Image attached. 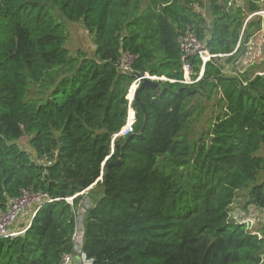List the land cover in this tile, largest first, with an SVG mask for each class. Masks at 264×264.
<instances>
[{
	"label": "trees",
	"instance_id": "16d2710c",
	"mask_svg": "<svg viewBox=\"0 0 264 264\" xmlns=\"http://www.w3.org/2000/svg\"><path fill=\"white\" fill-rule=\"evenodd\" d=\"M232 1L201 11L203 0H0V212L22 190L59 198L43 202L24 232L0 238V264H61L73 231L63 198L95 182L82 243L91 264L263 263L264 225L251 231L230 207L245 189V205L264 209V68L226 75L220 61L246 52L254 30L264 39V18L245 20ZM65 22L91 34L92 55L70 54ZM186 32L215 55L193 83L179 81ZM123 53L134 57L128 72ZM189 61L195 78L201 60ZM145 72L175 81L144 86L131 131L114 137L127 89ZM214 92L224 111L190 140L191 100Z\"/></svg>",
	"mask_w": 264,
	"mask_h": 264
},
{
	"label": "rangeland",
	"instance_id": "374dc122",
	"mask_svg": "<svg viewBox=\"0 0 264 264\" xmlns=\"http://www.w3.org/2000/svg\"><path fill=\"white\" fill-rule=\"evenodd\" d=\"M204 7L199 8L201 11L205 10L209 0H203ZM249 0H233L232 4L236 7H240L244 14L245 20L251 17L264 18V0L257 2L258 11L254 13L248 12ZM244 20V23H245ZM66 40L65 46L69 50L70 54L74 56L79 50L92 55L93 52V41L92 36L89 34L80 23L65 22ZM198 39V38H197ZM199 40V39H198ZM200 41V40H199ZM264 47V39L262 32L254 30L252 36L249 39L247 51L242 54H237L229 63L225 60L220 61L222 73L226 75H233L239 73L241 76L249 77L255 72L261 71L264 68V56L262 54ZM198 46L197 50H199ZM39 87L35 84H31L27 97L36 98ZM191 108L193 110V117L188 123L186 128V134L190 140H196L199 135L204 134L211 120L214 116L222 114L224 111L223 103L220 101V93L214 92L210 97L196 96L191 100ZM21 147L31 150L28 137H22L19 140ZM260 155H264V147L258 152ZM102 178V177H101ZM101 180V179H100ZM257 181H264V170L260 172ZM100 194V187L95 186L91 191L88 192V199L90 204ZM247 199V190H239L236 197L230 207L231 219L235 221H250L251 231L257 232L264 225V209H260L251 205H245ZM264 264V253L263 263Z\"/></svg>",
	"mask_w": 264,
	"mask_h": 264
},
{
	"label": "built area",
	"instance_id": "2783aa9c",
	"mask_svg": "<svg viewBox=\"0 0 264 264\" xmlns=\"http://www.w3.org/2000/svg\"><path fill=\"white\" fill-rule=\"evenodd\" d=\"M178 43L180 47V59H181V70L182 79L179 80L182 83H193L196 82L202 75V68L204 64L209 61L215 55L210 54L203 46V43L199 41L195 34L192 32H186L185 34L178 37ZM200 46L199 50H197ZM197 56L201 60V68L199 70L198 76L193 78V69L189 61L190 57ZM134 57L130 54L123 53L120 57L119 69L122 72L130 71V64ZM142 78H149L151 80H169L175 81L173 79H168L164 76L151 75L145 72L143 75H138L131 82L127 89V94L125 98L127 99V115L125 125L117 132L116 136H123L131 131V125L134 121L135 112L132 108V103L134 101V92L141 82ZM130 121V122H129ZM41 163L50 164L51 162L46 158L40 159ZM101 177V176H100ZM99 177V178H100ZM98 178V179H99ZM97 179V180H98ZM96 183V182H95ZM93 183V184H95ZM92 184V185H93ZM92 186L81 190L71 196L64 197L63 199L70 205L73 216V231L71 234V250L64 254L61 264H70L73 259H78L81 264H91V259H89L85 253L82 251L83 243V233H84V215L85 210L90 206L88 199V190ZM81 196L77 203L74 202L75 198ZM59 198H51L46 193H31L29 190H22L21 193L11 199L9 207L6 211L0 212V238L12 237L17 234L24 232L26 228L30 225L32 217L35 215L36 211L43 202H51ZM30 211V216L28 222L24 224L21 228L14 227L18 219L26 212ZM243 222V221H240ZM249 229L251 225L250 221L244 222ZM261 263L263 261V255L261 257Z\"/></svg>",
	"mask_w": 264,
	"mask_h": 264
},
{
	"label": "water",
	"instance_id": "95a60500",
	"mask_svg": "<svg viewBox=\"0 0 264 264\" xmlns=\"http://www.w3.org/2000/svg\"><path fill=\"white\" fill-rule=\"evenodd\" d=\"M202 72H203V68H202ZM144 86H150L152 88H158L159 84L158 81L155 80H151L149 78H142L140 84L138 85V87L136 88L135 92H134V100L135 101H139V91L144 87ZM107 159V158H106ZM104 163H102L103 165ZM109 167H111V164H109ZM101 177L98 179L100 180Z\"/></svg>",
	"mask_w": 264,
	"mask_h": 264
},
{
	"label": "crops",
	"instance_id": "0c3cea01",
	"mask_svg": "<svg viewBox=\"0 0 264 264\" xmlns=\"http://www.w3.org/2000/svg\"><path fill=\"white\" fill-rule=\"evenodd\" d=\"M94 185V184H93ZM91 185V186H93ZM29 216H30V211H26L19 219H18V222L15 223V226L14 227H17V228H21L22 226H24L25 223L28 222V219H29ZM70 264H81L79 262L78 259H73L72 260V263Z\"/></svg>",
	"mask_w": 264,
	"mask_h": 264
}]
</instances>
